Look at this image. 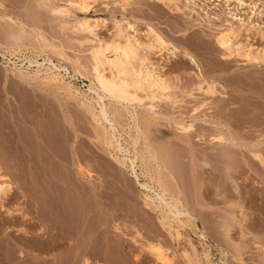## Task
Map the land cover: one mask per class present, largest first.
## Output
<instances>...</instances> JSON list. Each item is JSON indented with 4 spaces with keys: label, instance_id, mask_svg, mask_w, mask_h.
<instances>
[{
    "label": "rangeland",
    "instance_id": "374dc122",
    "mask_svg": "<svg viewBox=\"0 0 264 264\" xmlns=\"http://www.w3.org/2000/svg\"><path fill=\"white\" fill-rule=\"evenodd\" d=\"M68 1L69 0H61V2H60V0H20V1L19 0H0V15L6 14V16H0V43L3 45V52H5V54L7 55V58H4L3 56L0 55V151H1L0 152V171L2 174L7 175L10 178V180L13 182L12 183V185H13L12 189L7 192V194L5 195V197L2 200V203L5 204L4 205L5 208L0 207V240L3 241V242L0 241V247H1L0 249L3 252L2 253L3 256H0V257H1V259L4 260V261L1 260V264H3V263L4 264H26L27 262H28L27 264H41V263L42 264H51L52 262L49 260V258L50 257L53 258L54 256L57 257L58 255H62V256H58L59 259L54 258L55 262H56V259L58 260V263L56 262V264H67V262L70 260L68 256H71L70 258L72 259L71 261L68 262V264H84L85 263L84 260L89 259L90 257L91 258L89 259L90 260L89 264H113V263L117 264L118 261H120V264H160L159 261L156 259L155 255L150 253V251L146 247H144L142 238L149 239V240L154 239V241H158L161 244L163 243L162 244L163 248L167 251L168 255H170L171 264L172 263L173 264H191L192 263L191 259L187 258L186 254H185L186 249L191 250V248H189L188 243L185 241L186 238L192 242L194 247L197 249L196 251L198 252L199 256L201 257V259H203L204 262L206 261V258L204 257V253L209 252V249H211L210 250V257L214 263L223 264L222 262L224 260H228V261H226L227 264H237L235 257L232 256V254L229 250L227 242L224 241V239L222 238V235H224L223 233H225L224 225L230 223V226H231V222H233L231 228L233 227L232 229H234V230L230 231V233H231L230 235L232 236V239L234 240V242L236 241V243L242 242L241 245H243L245 247L244 248L242 246V249L240 251H242L244 249H245V251H242L244 253L241 252V255L239 257H241L246 264H252V263L253 264H263V260L259 258V257H261V255L258 253L259 252L258 243L253 242V239H252L253 234L251 233V232H255L256 229L251 226L253 223L252 216L254 215L255 210H254V208L251 207L250 200H249V189L252 186L249 183V182H251L250 181L251 179L247 178L248 176H250V175H248L249 169H248L247 165H244L243 170L244 169H247V170L246 171L242 170L248 176L246 174H242L240 177H232V179L227 177L226 171L224 169L225 168V164H224L225 160H224L223 154H220V155L216 154L214 156L215 157L214 160L209 159V162H212V163H205L203 161L205 163V165L204 166L202 165V168L205 169L204 171H206V174H204L206 176V178H205L206 183L204 184L206 189H207L206 193L208 194V193L212 192L211 193L212 195L211 194L210 195L213 197V199H209V200L207 199L206 201L212 200L211 201L212 207L217 211L214 214V219H215L216 225H215V227L212 226L213 229L211 231L209 230L210 235H211L210 236V242L213 244L212 247H209L206 243L201 241L194 232H191V230H187L186 229L187 227L182 226V225L179 227H182L180 229H181L184 237L182 238V240H183L181 243L182 246L181 245L178 246L177 242L174 241L167 233H165L166 231L161 227L160 222L158 219L155 218V215H149V216L147 215V217H145L146 213L142 212L141 205L139 204L140 203L139 200L142 199V197L140 196L142 193H141V190L138 186H135V188H136L135 194L137 196V197L136 196L135 197L137 198L136 200L139 199L137 201V202H139V203H137L138 204L137 206H139V209L137 206L135 207L136 208L135 209V208H133L134 206L131 207V205H130V207L133 209V211H131L132 209L128 206V204L130 202H128V199H126V197H124L123 194L119 191L120 189H117L116 191L110 190L109 192H107L108 193L107 197H105L103 200H104V204L107 206H110V204L111 205H113V204L117 205V206L115 205L114 208L110 206V208H111V210H113V212L109 211L110 213H107L106 211H103L100 208L101 204L98 201L92 199V200H90L91 202L88 201L89 204H91L90 205L91 207L89 206L91 209L89 208L90 212L88 213V220H87L88 225L86 226V228L83 226V223H82L83 222V216H84L83 215V209H82L83 206L81 207V204H80L82 202L81 201H79V203L76 202V197H73V196H75V191L73 190V188H70V186L66 182H64L65 180L63 179V177L65 175L67 177L69 175H71L70 173H73V175L71 176L72 178L75 177V174L72 170L73 168L69 167V166H71L70 163H71V159H72V157H71L72 152L75 153V156H77L78 158L80 157L79 155H81L80 158L83 159L84 162H86L89 158L92 157L90 160H88V162H90V164H92L91 165L92 168L94 166V163L96 164V166H94L93 170H95V168L98 169V167H100V164L105 162V160H102V158L103 159L108 158L109 155L106 152L101 151V147H99V146H101V143L96 138H94L95 133H94V130L92 131L94 123L90 119H88L89 121L87 120L86 116H88L89 113H86L87 111L84 109V107L80 103L83 99H85L87 97L88 98L93 97V94L89 90L90 77L87 75L83 76L82 74H79V73L75 74V77H71L70 75H68L67 77L65 76L64 81L65 82L71 81L70 84H71L72 90L66 89V88H60L59 86L56 85V83L54 81L53 82L49 81L50 82V84H49L48 81L43 79V77L45 76V73L49 71L47 68V66H49V63L46 62L47 61L46 59L48 57L51 58L55 63H59L63 66L68 67L69 71L71 70L70 74H74L75 68H78L81 71L83 70L82 72L89 74L88 70H89L90 64H91L90 58H89L90 57L89 47L98 46V44L100 45V44H103L107 41L109 42V41L113 40L115 38V36L117 35V32H118V30H117L118 27L116 25L118 23L120 24L121 27L124 26L123 27V29L125 31L124 36L130 34L132 36L134 35L137 39H139V41H142V42L152 41V38L149 37L148 34H146L147 28H148V27H146V26H148L146 24L149 22L148 24L153 26L154 29H156L159 33H161V35L165 39H167L169 42L177 45L178 50H177L175 57L166 49H163L162 52L158 51V53H155V54L153 52H149V49H141L140 52L142 53V55L146 52V54H148L150 56L151 60L159 65L158 68L162 67L159 69H161V70L164 69L165 72L167 71V73H166L167 75L169 74V76L172 77L173 75H171V74H173L172 72L175 71L174 75L178 74L181 77L183 76L182 77L183 82L188 81L187 82L189 84L188 86L186 85V87H181V84L179 86V83H181V80H178V82H176V80H174L173 78H172L173 81L171 80L172 86H173L172 92L174 90L179 91V92L177 91L176 93L173 92L174 95L177 97V99H180L182 97L183 93H182L181 89L183 88L185 98L189 100L186 102L187 105L193 104L194 103L193 101H195L196 103L205 102L204 107H206V111H204V112H206L207 114H209V113L214 114L215 113V115L217 113L219 115V113L217 111L218 106H216V105L219 104V101L221 102L222 100L224 102H227L226 101L227 99H225V98H227V96H228V106H231L232 108L235 109V112H237V113L234 112L235 114L234 113L232 114L233 117H237V118H232V120L234 123L233 125L235 126V124H236L235 128L237 127L236 129L237 130L239 129L241 131L240 135H237L238 136L237 140L239 141V143L244 142V143L250 144L251 141H253L254 139H256L258 137H260L261 139L264 140V131H263L264 130V126H263L264 120L262 122L263 124L259 123L258 127H257V125H253L252 118L254 119L255 118L254 116L251 117L249 115L251 117V119H249L248 123H250L251 126L248 123H246V125H245V122H242L244 120V118L242 119L243 116L249 117L248 116L249 113H247V112L245 113L244 108L246 106L250 107V108L251 107L255 108L256 115L258 114L257 115L258 117L256 116V118L254 119L255 123L257 120L259 122H261L262 120L260 121L259 119H261L262 117L264 118V115H262V110L264 111V108H263L264 107V104H263L264 103V98H263L264 97V88H263V90L261 88V90H262L261 96H258L253 91L251 92V96H248V95L243 96V98L247 100L246 101L247 103L245 102V100L242 99V96H236V97L234 96V98H233V96L231 95V94H234L232 90H233L235 84L238 83V82H236V78L233 77V75H231V74H227V75L223 76V77H227L225 80H222V83L226 87V89H225V91H226L225 96L226 97L225 98L223 96H222L223 98H220L221 97L220 95H219V98H218V96L210 97L209 96L210 94L205 92V88H206L205 84H203L204 85V86H202L203 88H199V78L195 74L196 69H195V71L193 69L196 67H193L194 65L191 66L192 64L189 62H187V64L188 63L189 64L187 66H185L186 59L182 56V53H183V50L185 48H188L190 50L193 48L191 51L194 50L195 53L194 52L193 53L198 58L199 64L202 67V70L204 71L205 76L209 77L210 75H214L215 73H217V71H219V69H221V67L226 64L225 60H223V58H222L224 51H223V49L218 47L219 45L217 43L215 44L216 41H215V37L213 35L204 36L206 34V32L208 34L211 31L215 32V30H211L210 28L202 26V25H196V26H193L192 28H190L189 30H187L186 34H183V30L179 31V28L181 30L183 27H181V26L178 27L176 22L174 21L175 22L174 23L173 20L177 19L176 21L183 22L185 20H188V18H186L187 15L171 11V9H169L165 4H163L161 2H156L153 0H132V2H131V0H130L129 1L130 3L129 4L126 3L127 5L125 4L124 8H123V6L120 4V2H118V0L117 1L116 0H88L89 4H90V8L87 11H83V9L78 10L79 8L76 7L77 5L74 7V10H73L74 12L72 10H69V8H68L69 14H68V10H67V13H65V14L62 13L64 16L62 14H61L62 15L61 16L59 13H55L52 11V8H54L55 6H59V5L66 6L65 4H67ZM73 1H78V0H73ZM180 1H182V0H180ZM196 1L200 2L202 4L204 0H196ZM182 2H184V1H182ZM215 2L218 3V1H215ZM62 3H65V4H62ZM4 4H6V5H4ZM190 5H191L190 8H192L193 6L195 7V11H193V15H195V16H197L198 12L199 13L201 12L204 15V12H206V10L209 12H212L216 8L218 9L220 6V4H219V6H216L215 8L209 10V8L214 7V4H212L211 6L208 5L209 7L207 6V9L204 10V12H203L202 7H200V5H198V4L194 5L192 2H190ZM200 10H202V11H200ZM7 15H9L10 17H8ZM184 16H185V19H184ZM190 16L191 15H189V17ZM76 19L77 20L89 19V21L91 20L92 22L90 21V23H92V25L95 23L93 26L94 28H92L93 30L92 29H90V30L77 29L78 31L81 30V31L77 32L76 27H74V26H76V22H75ZM254 19H255V22L259 23V25H261L264 29V14L261 15L260 17H258V15H255L253 17V20ZM70 20H71V23H67L68 21L70 22ZM118 20H120L121 23ZM121 20H123V21H121ZM128 20L131 23H134V27L136 29L133 27L131 29V28H128L126 26L127 23H125V22ZM180 20H182V21H180ZM135 22H136V24H135ZM72 23L74 26H71ZM6 24H7V26H6ZM60 26L62 28L64 27V29H62ZM66 26H67V29H65ZM176 26H177V28H175V30L178 29V31L173 30L174 27H176ZM72 27L76 31L73 30ZM169 27H172L173 29L169 28ZM5 28H7V29H5ZM115 28H116V31H115ZM125 29H127L128 31ZM134 29H135V31L136 30L137 31L135 32ZM138 30H140V31H138ZM204 30H205V33H202V31H204ZM23 31H24V33H23ZM74 31L77 33H75ZM85 31H87V32H85ZM88 31H90L89 32L90 34L88 33ZM91 31H92V33H93V31H95L94 34L95 33L96 34L92 35ZM72 32H74V33H72ZM255 32H256L255 29L251 30L249 37H246V35L244 33H241V36H239L237 38V40L239 42L241 41V43H243V44H246V45L248 44L249 45L248 48L251 49V52L253 50V52H252L253 55L257 54V53L258 54H261V53L264 54V38L260 37L258 35V33H255ZM15 33H17V34H15ZM18 33H20V34H18ZM197 33L203 35L204 42H205L204 45L199 46V45H197L198 43L193 41V37L195 35H199ZM190 34L193 36H191ZM70 35H71V38H73V39L67 38ZM124 36L123 37L117 36V38H119V40H123ZM187 37H188V40H186ZM81 38H82V40H85V41L84 42L81 41ZM68 39H71V40L69 41ZM86 39L87 40L93 39L92 40L93 42H91V40H90L86 43ZM182 40H184L185 42ZM206 40H208V41H206ZM77 41H79V43L81 45ZM46 42H47V44L49 43L48 45L51 44L53 47H51V45L50 46L46 45ZM37 43H39V44L37 45ZM60 43L62 45H60ZM190 43H191V45H190ZM211 43H212V46L210 47ZM56 44H57V46H55ZM64 44H65L66 48H65ZM69 45L72 47H70ZM13 46H14V48H13ZM62 46H64V47L62 48ZM196 47H198L199 49H197ZM213 48L217 52L214 51ZM54 52H56V53H54ZM166 52H167V54H166ZM196 52H198V55ZM62 54L65 56V58ZM205 55H208V56H205ZM75 56H76V58H74ZM84 56H85V58H84ZM212 56H214V57L212 58ZM77 57H78V59H77ZM218 57H221V58H218ZM233 57L235 58L236 61L234 59L232 60L234 62V63L231 62L232 66L236 64L234 67H236L237 69L241 68L240 71L246 70L247 72H250V74L259 75L260 79H257L258 76H256L257 78H255V81H257V82L259 81V83H256V84H254L255 82L252 83L254 81V79H253V80H249L247 82V86L249 84H252V85L254 84L253 86H256L258 84H261V86L264 85V79H263L264 78V74H263L264 73L263 72L264 71V65H263L264 62L261 63L258 60H255L256 62L254 60L252 62L251 61L248 62V61L244 60L245 59L244 57L242 58V56H238V55H232L231 58H233ZM80 58H83V60H81ZM86 58L87 59L89 58L88 59L89 61ZM85 59H86L88 65H87L86 61H84ZM159 59H161V61L163 59V62H165V63L163 64V62H161V61H160L161 63H159V61H158ZM177 59L180 61V63L178 62ZM221 59L223 62L222 64H221ZM174 60H175V62H174ZM83 61H84V63H83ZM257 61H258V63H257ZM41 62H46V63H44L41 66H38V63H41ZM80 62H82V63H80ZM176 62L179 64H176ZM213 62H215V63H213ZM85 63L87 66L85 65ZM170 63H171V68L169 67ZM183 63H185L184 66H183ZM211 63H213L214 65L212 64L213 65L212 66ZM74 64H76V66ZM176 65H178V66L176 67ZM209 65H211V67ZM215 65L217 67L219 66L218 67L219 69ZM15 66H16V68H14ZM173 66H175V67L173 68ZM262 66H263V69H261ZM165 67H167V68L165 69ZM186 67H187V69H186ZM204 67H205V69H204ZM213 67L216 69L211 70V69H213ZM6 68L11 69V71L13 68V70H15V72H8L7 73ZM176 68H177V70H176ZM207 68H209L211 71L208 70ZM257 68H259V69H257ZM38 69L40 71H37ZM20 70L29 71L30 75H32V78L23 77L22 75H20V72H19ZM164 70H162V71L164 72ZM187 70L189 71V73H187ZM260 71L263 73H260ZM36 72H38V73H36ZM62 72L64 73V71H62ZM170 72H171V74H170ZM185 74H187V75H185ZM260 75L263 77H260ZM229 77H230V79H229ZM190 78H192V79H190ZM229 80L231 81V83L233 81L235 83L233 82V84H229L230 83ZM189 81H190V83H189ZM174 82H176V84H173ZM252 85L249 87L253 88V89L258 88V86L253 87ZM260 87L258 89H260ZM201 92L203 94H201ZM229 92H231V93H229ZM247 94H250V92H248ZM196 95H197V98H196ZM74 96H76V97H74ZM246 97H248V98H246ZM249 97H251L252 99L250 100ZM67 98L68 99L70 98V99L68 100ZM231 98H233V101ZM239 98H240V100H239ZM210 99H211V102L213 101V99H214V101L211 103ZM257 99H259V100H257ZM260 99H261V101H260ZM106 101L111 103V105L116 104L115 102H111L108 100H106ZM234 101H235V103H234ZM255 101L260 103L259 104L260 106L257 105L258 103H256ZM178 102H179V104L180 103L185 104V102H180V101H178ZM178 102H177V104H178ZM240 102H241V106L238 107V105H240ZM249 102H252V103L249 104ZM254 102H255L256 106H255V104L251 105ZM29 103L30 104L33 103V105L30 106ZM35 103H37V104H35ZM27 105L29 107L28 109H27ZM34 105H35V107H37L36 109H34L35 108ZM207 106H209V107H207ZM257 106H259V107H257ZM30 107H33V108L30 109ZM241 107H242V109H244V111L240 110ZM23 108H24V110H23ZM170 108H169V110H172L173 107L170 105ZM214 108H215L216 112L213 111ZM238 109H239V111H236ZM26 110H27V112H26ZM31 111H33V112H31ZM34 111H36L37 113H35ZM138 111L141 113L144 112L143 108H141V107L138 108ZM28 113H30V114H28ZM81 113H83L84 116ZM175 113L179 114L178 111H175ZM260 113H261V115H260ZM236 114L239 115V117H241V119L238 118V116ZM263 114H264V112H263ZM33 115H35V116H33ZM65 116H69V118H67ZM74 116H76V118ZM78 116H80V120H82V118L83 119L85 118L84 121L82 120V121H80V123H78L79 122V120L77 118ZM260 116H261V118H260ZM239 119L242 123L239 121ZM86 121L88 122V124ZM250 121H252V122H250ZM90 122H91V124L93 123V126L91 124H89ZM41 123H42V125H41ZM80 124L82 126H79ZM85 124H87V125H85ZM238 124H240L243 127H241V126L239 127ZM172 125L170 124V127L174 126V125L173 126ZM78 126L81 128H78ZM89 126H90V129L88 128ZM46 127H47V129H46ZM61 127H62V130H61ZM123 127L126 128V127H128V125L123 124ZM124 128L120 127V132L122 133L121 138L123 140L122 142H126L125 139L130 140L129 135L126 132V130H124ZM248 128H249V130H248ZM254 128H255V130L253 131ZM135 129L136 128L134 127L133 129H127V130L130 131V133H135L137 131ZM39 130H40V132H39ZM83 130L88 131V132L92 131L94 133V135H92V132H90V134H89L90 136H89L88 132H84ZM245 131H248L250 134L251 133L252 134L250 135L249 133H246ZM253 134H254V136H253ZM24 135H25V137H24ZM87 135H88V137H87ZM248 135H250V136H248ZM244 137H246V138H244ZM248 137H251V138L249 139ZM82 138H83V140H82ZM92 141L93 142L96 141L97 145L94 146L96 143H93ZM50 142H52V143H50ZM86 143L88 146L86 145ZM141 144H142V141H141ZM141 144H139L138 147H140ZM72 145H73V148H72ZM91 145H92V148H90ZM97 146H98V148H100L99 150L96 149ZM129 146L131 147V144H129ZM216 146H218L217 147L218 152L219 151L221 152L223 150L222 145H216ZM70 147H71V149H69ZM87 147H88V149H87ZM75 148H76V150H74ZM94 148L96 150H94ZM243 148L245 151H247L245 149V146ZM234 149H236V147H234ZM20 150L22 152L23 151L24 152L22 153ZM131 150H133V149H131ZM94 151H96V152H94ZM92 152H93V154H92ZM99 153L101 154V156ZM95 154H99V155H95ZM102 154L107 155V157H104ZM237 154H239V153L236 152L232 156L233 158L231 157V160H233L232 164H234V158H235L234 156H236ZM131 155L134 157L133 151H131ZM141 155L142 154L138 153L137 161H138L139 166H142V163H141V157L142 156ZM98 156H99V158H98ZM63 157L66 158V161L64 160ZM48 158H49V160H48ZM100 158H101L102 162L100 160H98ZM217 158H218V160H217ZM40 159H42V160H40ZM52 159L54 161L50 162ZM92 159H93V161H92ZM222 159H223V162L221 161ZM175 161H176V159H175ZM235 162H236V160H235ZM66 163H68V164H66ZM57 164H59V167H57L58 166ZM212 164H214V165H212ZM25 165H27V166H25ZM66 165H67L68 169L66 168ZM103 165H105V163H103ZM219 166H221V167H219ZM102 168L104 169V166H102ZM209 168L212 169V172ZM54 169L57 171L54 172L55 171ZM103 169H101V167H100L99 171L100 170L104 171ZM185 170H187V171H184V172L181 171L182 173H180V175L184 174L182 181L185 185L184 187H188V194L192 198V196L194 195L193 187H191L192 184H190V183H189V185L186 184V183H188L186 178L188 179V176H190L191 170L189 168H186ZM207 170H210V174ZM62 171H65V172H62ZM97 171L98 170L94 171L95 172L94 174H95V177L98 179V178H101L102 171H100V172L99 171L97 172ZM139 172H141L140 168H139ZM187 172H189V174H186ZM62 173L64 176H62ZM26 174H27V176H26ZM124 174L129 175L128 172H126ZM208 174L211 175L210 178H209ZM212 174H213V176H212ZM141 177H142L141 180L143 179L142 181H144V177L142 175H141ZM184 177H185V180H184ZM245 177H246V179H245ZM226 178H227V180H226ZM240 178H243V179H240ZM257 178H259V177H257ZM57 179H59V180L61 179V180L59 181ZM67 179H70V176ZM246 180L247 181L249 180V181L247 182ZM44 181L45 182L48 181V184L45 183ZM50 182H52V184ZM54 182H55V184H54ZM211 182H212V184H211ZM247 183L249 185H247ZM46 185L49 186L50 188H47ZM236 185L240 187L241 191H239L238 189L235 188ZM215 186H217L218 188H214ZM43 187L45 189H43ZM49 189H52V190H49ZM67 189H68V191H67ZM189 189H190V191H189ZM42 190H43V192H44V190H46L45 194L42 192ZM49 191H51V192L54 191V192H52V194H51ZM72 191H74V192H72ZM39 192H40V194H39ZM110 192L112 193V195L115 194L114 197L110 194ZM122 192H123V190H122ZM136 192L140 193L139 196ZM46 193L49 195V198H47L48 195ZM54 193L56 195H54ZM40 195H43V196H40ZM108 195L110 198L108 197ZM119 195H120V197H119ZM118 197L122 198V199H118ZM42 198L44 200H41ZM115 198L118 199V201L120 203H118V201H116ZM37 199H39V200H37ZM49 199L52 202L54 201V203H52ZM108 199H110V200L113 199V201L111 200L112 202H114V200H115V203H112ZM45 200H46V202H45ZM120 200H122L124 202V204L121 203L122 201H120ZM47 201L51 202V205H49V206L52 207V210H51V208H49V206H47L48 204H50ZM219 201H220V203H219ZM41 202H42V205L43 204L45 205V206L43 205L44 207H42V205H40ZM105 202L109 203V204H106ZM230 202H232V205ZM258 202L260 203L261 200L259 199ZM59 203H62V205ZM125 203L127 205L126 207L131 209V210L126 209V207L123 206V205H125ZM218 203H219V205H218ZM53 204L56 207H54ZM122 206H123V209L121 208ZM124 207H125V210H124ZM45 208H47L49 210H46ZM54 208H55V210H54ZM62 208H63V210L64 209L65 210L61 211ZM77 208L79 211L77 210ZM116 208H120L121 211H123V212H121L120 209H119V211H118V209L116 210ZM12 209H14V210H12ZM228 209H229V211L234 210V212H235V214L233 216H231L230 218H229V215L227 213ZM57 210H59V211H57ZM116 211H118L119 214ZM124 211H126V212L129 211V212L126 213ZM250 211L253 213H251ZM132 212L134 213V215L130 214ZM136 212L137 213L141 212V214L136 215L137 214ZM46 213L47 214L50 213L51 215L53 214L54 217L56 216L57 218L55 217L56 219H53L54 218L53 215L50 218V216L47 215ZM79 213L81 215H79ZM93 213H95V214H93ZM142 213H144L143 214V215H145L144 217H143ZM250 213L252 214V216ZM75 214H76V218H75L74 224L75 223H77V224H75L76 226L74 228L71 227L72 229H68L67 227H69L70 223H72V225L74 226L71 219H72V216H74ZM221 214H223V216ZM135 215L138 218L135 217ZM219 215H220V217L222 216L221 219H220ZM246 215H248V216H246ZM261 215H263V214L258 213L259 217H261ZM45 216H46V218L49 217V219L48 218L46 219V220H48L46 222H44ZM109 216H111V217H109ZM58 218H61V220H60L61 222L56 223V222H58L57 221ZM115 218H116V220H115ZM261 218H264V215ZM52 219H53V223H51L52 221L50 222V220H52ZM113 219H114V222L111 221ZM203 219L206 223L207 222L209 223V221H207V219L205 217ZM108 220H110L109 221L110 223H108ZM153 220H154L156 225L154 223L152 224ZM220 220H222V222ZM49 222L52 225L55 224L53 228H51L52 226L49 227V225H51V224L47 225ZM80 222L82 225H80ZM41 223H43L44 225ZM96 223H97V225H96ZM115 223L116 224L118 223L120 225H118V224L116 225ZM62 224L64 225V227H61V226H63ZM131 224H133V225H131ZM209 224H211V223H209ZM45 225H47L48 227H46ZM56 225L58 227L60 226V230H58L59 228H56L57 227ZM154 225L156 226V228L154 227L152 229V226H154ZM235 225H236V229L239 228L240 230L239 229L236 230ZM65 226H67V227L65 228ZM114 226H119L122 229H116ZM218 226H220L219 227L220 231H218V233L220 232L219 233L220 235L217 233V229H214ZM79 227H82V228H79ZM158 227L161 230H159ZM63 228H65L66 230ZM77 228H78V230H77ZM84 228L86 230H84ZM24 229L27 232L24 231ZM51 229H53V230L55 229V230L53 231ZM74 229H75L76 233L73 232ZM223 229H224V231H222ZM68 230H70L71 234ZM117 230L119 231V233L117 232ZM137 230H139V231H137ZM156 230H159L158 232L160 234H158L156 232ZM83 232L85 233L84 237H83ZM114 232H116L118 236H116V234ZM136 232H137V234H136ZM213 232H216V233H213ZM258 232L260 233V235L264 234V227L262 228V230L261 229L258 230ZM52 233H53V235H52ZM55 233L57 235V237H55L56 238V244H53V246L51 247L52 244L50 241L51 240L50 237L56 236V235H54ZM61 234L62 235L64 234V235L62 236ZM67 234H68V236H67ZM112 234L113 235L115 234L116 237L112 236ZM214 234L216 237H214ZM65 235L67 237H65ZM141 235H143V236H141ZM44 236H45V239H43ZM86 236H87V238H86ZM119 236H120V238H118ZM237 237H240V238H237ZM9 238H11V240ZM63 238L65 239L64 240L65 242L63 241ZM116 238L119 239V241ZM121 238H122V240H121ZM13 239H14V241H13ZM57 239L60 242H58ZM134 239H137V240H134ZM217 239H219V242L222 241L220 243L221 245L219 244ZM33 240L35 241V243ZM67 241L70 243H67ZM109 241H112L113 243H110ZM87 242H89V243H87ZM95 242H97V244L100 248H97L98 246ZM39 243H41V244H39ZM62 243L63 244L65 243V244L63 245ZM60 244H62V245H60ZM94 245H95V247H94ZM89 246H91V248ZM220 246H223L225 250H229L230 254H229V256L225 257L226 259L223 258V255L221 254V251L219 250ZM45 247H47V248H45ZM225 247H227V249ZM53 248L55 250L56 249L57 250L55 251ZM118 248L122 252L118 251L119 250ZM44 249L46 251L51 250L53 256L50 255L51 251H47V255H45L46 251ZM85 249H86V251H84ZM78 250H81V251H78ZM93 250H94V253H93ZM7 251L8 252L10 251L9 255H12L13 259H10V260L5 259ZM11 252H13V253H11ZM34 252H36V253H34ZM42 252H45V253L43 254ZM81 252L85 253L86 255L81 253ZM119 252H120V254H119ZM123 252H124V254H123ZM70 253H71V255H70ZM191 253H193V252H191ZM34 254H35V256H34ZM39 254H41V255H39ZM66 254H68V256ZM81 254H83V255H81ZM94 255H97L96 256L97 258L94 257ZM98 256L99 257L101 256V258H99ZM220 256H221V258H220ZM246 256H249L250 258L246 257ZM65 257L67 258L68 261L66 260ZM244 257H246V258H244ZM82 258H83V260H82ZM62 259L66 260L67 262L63 261ZM28 260H30V261H28ZM49 261H50V263H49ZM61 261H62V263H61ZM74 261H78V262L75 263ZM130 262H133V263H130ZM192 264H194V263H192Z\"/></svg>",
    "mask_w": 264,
    "mask_h": 264
},
{
    "label": "bare ground",
    "instance_id": "6f19581e",
    "mask_svg": "<svg viewBox=\"0 0 264 264\" xmlns=\"http://www.w3.org/2000/svg\"><path fill=\"white\" fill-rule=\"evenodd\" d=\"M20 1V0H19ZM117 1V0H116ZM130 0H118V2H120V4L123 6L126 3H130ZM156 2H161L163 4H165L169 9H171V11H174L176 13H181V14H186L188 18V20H185L183 22H178L176 21L177 19H172L173 22L175 21L176 24L181 27H183L181 30L179 28V31L183 30V34H186V31L189 30L190 28H192L193 26L196 25H202L205 27L210 28L211 30H215L211 31L204 36L207 35H213L215 37V44L217 43L221 49H223V55L222 58L223 60H225L226 64L224 66L221 67V69H219L216 65V67L219 69V71H217V73H215L214 75H210L205 76L204 71L202 70V67L199 64L198 58L196 57V55L194 54V50L191 51L188 48H185L183 50L182 56L186 59V64L183 63V66L185 64V66H187L189 63H191L193 67L195 74L197 75V77L199 78V88H203L202 86H204L203 84H205V92L210 94L209 96H221L220 98H225V85L222 83V80H225L227 77H223L224 75L227 74H231L233 75V77L236 78V83L234 88H233V93L231 94L234 98V96H242V99L245 100V102L247 101L246 99L243 98V96L248 95L251 96V92H255L258 96H261L262 94V90H263V86H261V84H258L256 86H258V88L260 87V89H253L250 88L249 86H251L252 84H249L247 86V82L249 80H253L254 81L252 83L256 84L259 83V81H255V78H257L256 76H258L257 79L259 78V75H255V74H250V72L245 71H240V69H237L236 67H234L235 65H231V62L234 63L232 60L235 58H231L232 55H238V56H242V58L244 57L246 61H255L258 60L259 62H264V54H252L251 49L248 48V44H243L241 43V41L239 42L237 40V38L239 36H241V33H244L246 35V37H249V34L251 33V30L255 29V33H258V35L260 37L264 38V29L261 25H259V23L255 22V19L253 20V17L255 15H258V17H260L261 15L264 14V0H204L203 3L201 4L200 2H197L196 0H153ZM215 1H218L215 2ZM39 2V1H38ZM61 2V0H60ZM132 2V0H131ZM182 2V3H181ZM190 2H192L194 5H200V7H202V10L204 12V10L207 9V6H211L212 4H214V7L209 8L213 9L216 6H219V8L215 9L212 12H209L206 10V12H204V15L200 12L197 13V16L193 15V11H195V7L193 6L192 8L190 5ZM221 2V3H220ZM234 2V3H233ZM41 3V2H40ZM189 3V4H188ZM65 4V3H62ZM232 4V5H231ZM6 5V4H4ZM66 6L63 5H59V6H55L54 8H52V11L55 13H59L60 15L62 13H67V10L69 8V10H74V7L76 6L77 8L83 9V11H87L90 8V4L88 0H78V1H73V0H69L67 2V4H65ZM127 5V4H126ZM208 6V7H209ZM51 9V8H50ZM69 10H68V14H69ZM77 10V9H76ZM200 10V11H202ZM51 11V12H52ZM74 12V11H73ZM54 13V14H55ZM87 13V12H86ZM3 14V13H2ZM58 14V15H59ZM63 15V14H62ZM61 15V16H62ZM185 15V16H186ZM189 15H191L189 17ZM0 16H6V14L0 15ZM8 17H10L9 15H7ZM64 16V15H63ZM182 16V15H181ZM184 16V19H185ZM178 18V17H177ZM6 19V18H5ZM11 19V18H10ZM15 19V18H14ZM17 19V18H16ZM78 19V18H77ZM76 19V26L72 25L76 27L77 29H81V30H90L92 28H94V24L92 25V23H90L89 19H81V20H77ZM80 19V18H79ZM171 20V21H172ZM179 20V19H178ZM74 21V20H73ZM78 21V22H77ZM95 21V20H94ZM120 22V20H118ZM123 21V20H121ZM132 21V20H131ZM182 21V20H180ZM8 22V21H7ZM20 22V21H19ZM92 22V21H91ZM96 22V21H95ZM117 22V21H116ZM134 22V21H133ZM174 22V23H175ZM67 23H71L68 21ZM66 23V24H67ZM121 23V22H120ZM125 23L126 26L128 28H135L134 27V23H131L129 20L126 21ZM149 23V22H148ZM146 24L148 26L147 28V33L149 37L152 38V41L149 42H142L139 41V39H137L134 35H125L124 36V29L123 27L120 26V24H116L118 27V32L117 35L115 36V38L111 41H107L103 44H98V46H92L89 47L90 49V68L88 70L89 74H86L84 72H82L80 69L75 68V72L74 74H70L71 70L69 71V68L66 66H63L59 63H55L51 58H45L49 63V66H47L48 68V72L45 73V76L43 77V79H45L46 81H54L56 83L57 86H59L60 88H66V89H71V81H64L65 76L67 77L68 75H70L71 77H75V74L79 73L82 74L83 76H89L90 77V83H89V90L90 92L93 94V97L91 98H85L83 99L80 103L82 104V106L84 107V109L87 111L86 113H89L88 116H86L87 120L90 119L93 123L91 124V122L89 124H91L93 126L92 131L94 130L95 133V137L100 143H101V151L106 152L109 157L108 158H102V160H105V165L100 164L101 169L102 166H104V171H102L101 174V178H96L95 177V172L96 170L99 171V168L95 170H93L94 166H96V164L94 163L93 168L91 167L92 164H90V162H88V160H90L91 158H89L86 162L83 161V159H81V155H79L80 157L78 158L77 156H75V153L72 152V159H71V166L73 169V172L75 174V177H71L73 175V173H70V179H67L68 177L64 176L62 173L63 179L65 180L64 182H66L70 188H73V190L75 191V196L76 197V202L79 203V201H81V207L83 206V226L86 228V226L88 225L87 220H88V213L90 212V205L88 201L94 199L96 201H98L101 205L100 208L103 211H106L107 213H110L109 211H112L110 206L114 208V206L116 205H111L107 206L104 204V198L107 197V192L111 191H116L117 189H120L119 191L123 194L124 197H126V199H128V202H130L128 204V206L131 207L134 206L133 208H135L139 203L141 205V210L142 212L146 213V216L143 215L144 213H142L143 217H147V215H155V218L159 220L161 227L166 231L165 233H167L174 241L177 242V245L180 246L182 243V238L183 233L181 231L179 226H185L187 227V230H191V232H194L197 237L203 241L204 243H206L209 247H212L213 244L210 242V231L213 229L212 226L215 227L216 222L214 219V214L217 212L211 204V201H206L207 199H213V197L211 196V193H206V187H205V178L206 176L204 174H206V171H204L205 169L202 168V165L204 166L205 163H212L209 162V159H213L214 160V156L216 154H223L224 155V164H225V171L227 174V177L231 178L232 177H240L242 174H246L243 171H246L247 169H244V165H247L248 167V171L250 176H248L247 174V178L251 179L249 182L252 186L249 189V200H250V205L252 208H254V215L252 216L251 212V216H252V227L255 228V232H251L253 234L252 239L253 242L258 243V247H259V254L261 255V257H259L260 259L263 260V264H264V234L260 235V233L258 232V230H262V228L264 227V218H261L264 215V140L261 139L260 137L254 139L253 141L249 143H242L237 140L238 136L240 135L241 131L235 128V126L233 125V120L232 118H237V117H233V113L235 112V109L232 108L231 106H228V96L226 101L227 102H223L219 101V104H217L216 106H218V113L219 115L216 113L212 114L209 113L207 114L206 112V107L205 106V102H201V103H196L195 101H193V104L187 105V101H189L188 99L185 98L184 95V90L183 88L182 90V97L180 99H177V97L174 95L173 92H177V91H173L172 92V78L174 80H176V82H178V80H181V83H179V86L181 84V87H186V85L188 86L189 84L185 81L183 82L182 77L180 75H174L175 71L172 72L173 75L172 77L169 76V74L167 75V71L164 72L159 69L162 67L158 68V64H156L155 62H153L150 58V56L148 54H146V52L142 55V53L140 52L141 49H149V52H153L158 53V51H161L163 49L168 50L174 57L176 56L177 50H178V46L169 42L167 39H165L161 33H159L156 29H154L153 26ZM3 24V23H2ZM64 24V23H63ZM62 24V25H63ZM65 24V25H66ZM75 24V23H74ZM98 24V23H97ZM136 24V22H135ZM69 25V24H68ZM119 25V26H118ZM123 25V24H122ZM153 25V24H152ZM7 26V24H6ZM25 26V25H24ZM3 27V26H2ZM5 27V26H4ZM11 27V26H10ZM61 27V26H60ZM96 27V26H95ZM62 28V27H61ZM69 28V27H68ZM172 28V27H169ZM176 27H174V31H178L175 30ZM7 29V28H5ZM17 29V28H16ZM64 29V27L62 28ZM67 29V26L66 28ZM73 29V27H72ZM130 29V30H131ZM136 29V28H135ZM134 29V31H135ZM204 29V28H203ZM75 30V29H73ZM75 30V31H76ZM79 30V31H81ZM93 30V29H92ZM127 30V29H125ZM172 30V31H173ZM4 31V30H3ZM7 31V30H6ZM74 31V32H75ZM77 30V32H79ZM116 31V28H115ZM128 31V30H127ZM137 31V30H136ZM135 31V32H136ZM140 31V30H138ZM5 32V31H4ZM72 32V33H74ZM75 32V33H77ZM87 32V31H85ZM90 31H88L89 33ZM95 31H91L92 35L94 34ZM146 32V31H145ZM21 33V32H20ZM18 33V34H20ZM24 33V31H23ZM115 33V32H114ZM130 33V32H129ZM134 33V32H133ZM181 33V32H180ZM201 33V32H200ZM202 33H205V30L202 31ZM17 34V33H15ZM79 34V33H78ZM90 34V33H89ZM96 34V33H95ZM94 34V35H95ZM199 34V33H197ZM26 35V34H25ZM191 35V34H190ZM195 35L193 37V41H195L196 43H198L197 45L201 46L204 45V38L203 35ZM36 36V35H35ZM76 36V35H75ZM117 36L123 37V40H119V38H117ZM193 36V35H191ZM28 37V36H27ZM37 37V36H36ZM63 37V36H62ZM144 37V36H143ZM17 38V37H16ZM22 38V37H21ZM30 38V37H29ZM67 38H71V35ZM83 38V37H82ZM81 41H85L82 40ZM213 38V37H212ZM73 39V38H71ZM71 39H68L69 41ZM84 39V38H83ZM100 39V38H99ZM111 39V38H110ZM150 39V38H149ZM26 40V39H25ZM31 40V39H30ZM66 40V39H65ZM80 40V39H79ZM91 39H86V43L88 41H90ZM93 40V39H92ZM91 40V42H93ZM95 40V39H94ZM144 40V39H143ZM188 40V37L187 39ZM99 41V40H98ZM184 41V40H182ZM208 41V40H206ZM19 42V41H18ZM22 42V41H21ZM79 43V41H77ZM90 42V43H91ZM101 42V41H100ZM181 42V41H180ZM185 42V41H184ZM191 42V41H190ZM203 42V43H202ZM69 43V42H68ZM183 43V42H182ZM194 43V42H193ZM195 43V44H196ZM17 44V43H16ZM15 44V45H16ZM39 43H37L38 45ZM44 44V43H43ZM49 44V43H48ZM46 42V45H48ZM73 44V43H72ZM80 44V43H79ZM93 44V43H92ZM184 44V43H183ZM24 45V44H23ZM51 45V44H50ZM48 45V46H50ZM60 45H62L60 43ZM68 45V44H67ZM74 45V44H73ZM81 45V44H80ZM186 45V44H185ZM188 45V44H187ZM191 45V43H190ZM207 45V44H206ZM22 46V45H21ZM57 46V44L55 45ZM65 46V44H64ZM62 46V48L64 47ZM70 46V45H69ZM78 46V45H77ZM193 46V45H192ZM191 46V47H192ZM195 46V45H194ZM198 46V47H199ZM212 46V43L210 45V47ZM51 47H53L51 45ZM72 47V46H70ZM74 47V46H73ZM198 47H196L197 49H199ZM215 47V46H214ZM6 48V47H5ZM14 48V46H13ZM43 48V47H42ZM66 48V46H65ZM203 48V47H202ZM248 48V49H247ZM45 49V48H44ZM88 49V50H89ZM214 49V48H213ZM212 49V50H213ZM83 50V49H82ZM86 50V49H85ZM211 50V49H210ZM218 50V49H217ZM197 51V50H196ZM199 51V50H198ZM206 51V50H205ZM214 51H216L214 49ZM11 52V51H10ZM16 52V51H15ZM44 52V51H43ZM52 52V51H51ZM66 52V51H65ZM181 52V51H180ZM179 52V53H180ZM194 52V53H193ZM202 52V51H201ZM217 52V51H216ZM222 52V51H221ZM257 52V51H256ZM47 53V52H46ZM56 53V52H54ZM58 53V52H57ZM198 55V52H196ZM205 53V52H204ZM203 53V54H204ZM207 53V52H206ZM210 53V52H209ZM255 53V52H254ZM45 54V53H44ZM64 54V53H63ZM62 54V55H63ZM162 54V53H161ZM167 54V52H166ZM169 54V53H168ZM211 54V53H210ZM0 55L3 56L4 58H7V55L5 54V52H3V45L0 43ZM11 55V54H10ZM57 55V54H56ZM180 55V54H179ZM209 55V54H208ZM205 55V56H208ZM216 55V54H215ZM219 55V54H218ZM64 56V55H63ZM153 56V55H152ZM170 56V55H169ZM211 56V55H210ZM217 56V55H216ZM79 57V56H78ZM77 57V59H78ZM214 56H212L213 58ZM65 58V56H64ZM69 58V57H68ZM73 58V57H72ZM76 58V56L74 57ZM85 58V56H84ZM88 58V59H89ZM207 58V57H206ZM217 58V57H216ZM221 58V57H218ZM81 60H83V58H80ZM87 59V58H86ZM86 59L84 61H86ZM87 59V60H88ZM167 59V58H166ZM169 59V58H168ZM182 59V58H181ZM70 60V59H69ZM74 60V59H73ZM165 60V59H164ZM178 60V59H177ZM176 60V61H177ZM210 60V59H209ZM13 61V60H12ZM45 61V60H44ZM83 61V63H84ZM89 61V60H88ZM159 63L163 62V59L161 61V59L158 60ZM161 61V62H160ZM211 61V60H210ZM219 61V60H218ZM217 61V62H218ZM236 61V60H235ZM257 61V63H258ZM46 62H41L38 63V66L43 65ZM77 62V61H76ZM171 62V61H170ZM175 62V60H174ZM178 62L180 63V61L178 60ZM184 62V61H183ZM187 62H189L187 64ZM204 62V61H203ZM256 62V61H255ZM62 63V62H61ZM82 63V62H80ZM87 63V61H86ZM85 63V65H86ZM165 62H163L164 64ZM168 63V62H167ZM176 62V64H179ZM215 63V62H213ZM211 63V65L213 64ZM222 59H221V64H222ZM79 64V63H78ZM204 64V63H203ZM76 66V64H74ZM73 65V66H74ZM88 65V63H87ZM86 65V66H87ZM170 68H171V63L169 64ZM173 65V64H172ZM205 65V64H204ZM211 65H209L211 67ZM214 65V64H213ZM212 65V66H213ZM251 65V64H250ZM262 65V64H261ZM264 65V63H263ZM168 66V65H167ZM178 65H176L177 67ZM232 66V67H231ZM260 66V65H259ZM175 66H173L174 68ZM16 68V66L14 67ZM74 68V67H73ZM167 67H165L166 69ZM172 68V69H173ZM190 68V67H189ZM245 68V67H244ZM260 68V67H259ZM257 68V69H259ZM187 69V67H186ZM205 69V67H204ZM208 70H210L209 68H207ZM216 68L213 67V69L211 70H215ZM255 69V68H254ZM263 69V66L262 68ZM170 70V69H169ZM177 70V68H176ZM210 70V71H211ZM253 70V69H252ZM37 71H40L39 69ZM64 71V73L62 72ZM171 71V70H170ZM193 71V70H192ZM6 72H15V70L12 71L9 68H6ZM20 75H22L23 77H28V78H32V75H30L29 71L26 70H20ZM44 72V71H43ZM254 72V71H253ZM264 72V71H263ZM260 71V73H263ZM38 73V72H36ZM187 73H189V71L187 70ZM193 73V72H192ZM259 73V72H258ZM180 74V73H179ZM209 74V73H208ZM264 74V73H263ZM187 75V74H185ZM69 76V77H70ZM78 76V75H77ZM185 77V76H184ZM188 77V76H187ZM194 77V76H193ZM260 77H263L260 75ZM195 78V77H194ZM23 79V78H22ZM35 79V78H34ZM84 79V78H83ZM189 79V78H188ZM192 79V78H190ZM230 79V77H229ZM264 79V78H263ZM62 80V81H61ZM72 80V79H71ZM262 80V79H261ZM61 81V82H60ZM173 81V80H172ZM191 81V80H190ZM189 81V83H190ZM230 81V80H229ZM176 82H174L173 84H176ZM196 82V81H195ZM234 82V81H233ZM233 82L229 84H233ZM235 83V82H234ZM50 84V82H49ZM253 84V85H254ZM52 85V84H51ZM252 85V86H253ZM232 86V85H231ZM253 86V87H256ZM25 87V86H24ZM175 88V87H174ZM189 88V87H188ZM262 88V90H261ZM21 89V88H20ZM74 89V88H73ZM180 89V88H179ZM88 90V91H89ZM188 90V89H187ZM74 91V90H73ZM80 91V90H79ZM197 91V90H196ZM61 92V91H60ZM71 92V91H70ZM81 92V91H80ZM179 92V91H178ZM228 92V91H227ZM248 92H250V94H247ZM16 93V92H15ZM193 93V92H192ZM231 93V92H229ZM245 93V94H244ZM90 94V93H89ZM190 94V93H189ZM197 94V93H196ZM200 94V93H199ZM201 94H203L201 92ZM223 94V95H222ZM178 95V94H177ZM229 95V94H228ZM230 95V96H231ZM16 96V95H15ZM92 96V95H91ZM223 96V97H222ZM231 96V97H232ZM253 96V95H252ZM76 97V96H74ZM86 97V96H85ZM203 97V96H202ZM201 97V98H202ZM206 97V96H205ZM204 97V98H205ZM254 97V96H253ZM257 97V96H256ZM15 98V97H14ZM184 98V99H183ZM197 98V95H196ZM195 98V99H196ZM217 98V97H216ZM230 98V97H229ZM233 98L232 101H233ZM248 98V97H246ZM255 98V97H254ZM259 98V97H258ZM264 98V97H263ZM17 99V98H16ZM68 99V98H67ZM66 99V100H67ZM70 99V98H69ZM68 99V100H69ZM190 99V98H189ZM206 99V98H205ZM215 99V98H214ZM213 99V101H214ZM224 99V100H225ZM249 99L251 100L252 98L249 97ZM67 100V101H68ZM79 100V99H78ZM111 101V102H115L116 104L111 105V103L107 102ZM191 100V99H190ZM209 100V99H208ZM219 100V99H218ZM217 100V101H218ZM237 100V99H236ZM240 100V98H239ZM256 100V99H255ZM259 100V99H257ZM75 101V100H74ZM185 102V104H182L179 102ZM212 101V102H213ZM249 101V100H248ZM253 101V100H252ZM261 101V99H260ZM178 102V104H177ZM198 102V101H197ZM211 102V99H210ZM211 102V103H212ZM231 102V101H230ZM256 102V101H255ZM255 102L251 105H254ZM64 103V102H63ZM67 103V102H66ZM208 103V102H207ZM210 103V104H211ZM235 103V101H234ZM247 103V102H246ZM252 102H249V104ZM258 103V102H256ZM262 103V102H261ZM30 104V103H29ZM37 104V103H35ZM110 104V105H109ZM119 104V105H118ZM238 104V103H237ZM260 103H258L257 105H259ZM264 104V103H263ZM33 105L30 104V106ZM170 105L173 107L172 110H169ZM250 105V106H251ZM81 106V107H82ZM215 106V105H214ZM241 106V102L240 105H238V107ZM244 106V105H243ZM256 106V104H255ZM260 106V105H259ZM257 106V107H259ZM262 106V105H261ZM22 107V106H21ZM35 107V105H34ZM80 107V106H79ZM141 107L143 108L144 112L141 113L138 111V108ZM169 107V108H168ZM209 107V106H207ZM237 107V106H236ZM245 107V106H244ZM243 107V108H244ZM256 107V108H257ZM28 105H27V109H28ZM33 107H30V109ZM37 107H35L34 109H36ZM46 108V107H45ZM177 110H176V109ZM215 108L213 111H215ZM252 108V109H251ZM245 107V113H249L248 116L250 115L251 117H255L258 115H256V110L253 107ZM261 108V107H260ZM259 108V109H260ZM264 108V107H263ZM21 109V108H20ZM83 109V108H82ZM171 109V108H170ZM175 109V110H174ZM241 109L240 110H243ZM262 109V108H261ZM24 110V108H23ZM39 110V109H38ZM80 110V109H79ZM69 111V110H68ZM175 111H178L179 114H176ZM236 111H239L236 110ZM259 111V110H258ZM27 112V110H26ZM33 112V111H31ZM35 113H37L36 111H34ZM81 112V111H80ZM85 112V111H84ZM209 112V111H208ZM216 112V111H215ZM221 112V113H220ZM263 110H262V115L263 114ZM237 113V112H235ZM234 113V114H235ZM244 113V114H245ZM9 114V113H8ZM30 114V113H28ZM34 114V113H33ZM83 115V113H81ZM86 115V114H85ZM237 115V114H236ZM242 115V114H241ZM261 115V113H260ZM17 116V115H16ZM35 116V115H33ZM84 116V115H83ZM238 118L241 119V117H239V115H237ZM242 117V119L244 118V120L242 122L246 123L249 122V119H251V117ZM53 117V116H52ZM67 118H69V116H65ZM76 118V116H74ZM258 117V116H257ZM79 122L80 121H84V119L82 118V120H80V116L77 117ZM254 118V119H255ZM261 118V116H260ZM263 118V117H262ZM259 119L261 122H259L258 120L255 123V120L252 118L253 120V125H259V123L261 124L264 120L263 119ZM62 119V118H61ZM72 119V118H71ZM239 119V121H240ZM66 120V119H65ZM237 120V119H236ZM21 121V120H20ZM29 121V120H28ZM42 121V120H41ZM89 121V120H88ZM40 122V121H39ZM87 122V121H86ZM85 122V123H86ZM241 122V121H240ZM241 122V123H242ZM252 122V121H250ZM82 124V123H81ZM79 126H82V125ZM88 124V122H87ZM85 124V125H87ZM123 124L128 125V127L124 128ZM170 124L173 127H170ZM244 124V123H243ZM250 126L251 124L248 123ZM263 124V123H262ZM42 125V123H41ZM56 125V124H55ZM239 127L241 126L240 124H238ZM78 128H81L79 127ZM264 126V124H263ZM48 127V126H47ZM46 127V129H47ZM56 127V126H55ZM120 127L124 128V130H126V132L129 135L130 140L125 139L126 142H122V133L120 132ZM136 128L135 130H137L135 133H130V131H128L127 129H133ZM238 127V128H239ZM243 127V126H241ZM246 127V126H245ZM262 127V126H261ZM36 128V127H35ZM57 128V127H56ZM73 128V127H72ZM87 128V127H86ZM90 129V126L88 127ZM83 129V128H82ZM85 129V128H84ZM251 129V128H250ZM62 130V127H61ZM249 130V128H248ZM252 130V129H251ZM255 130V128L253 129V131ZM261 130V129H260ZM58 131V130H57ZM84 132H88L83 130ZM90 131V132H92ZM264 131V130H263ZM40 132V130H39ZM90 132H88V135L90 134ZM246 133H249L248 131H245ZM244 132V133H245ZM70 133V132H69ZM94 133L92 132V135H94ZM243 133V134H244ZM64 134V133H63ZM80 134V133H79ZM250 134V133H249ZM252 134V133H251ZM250 134V135H251ZM41 135V134H40ZM49 135V134H48ZM87 135V137H88ZM91 135V136H92ZM246 135V134H245ZM248 135V136H250ZM90 136V135H89ZM127 136V135H126ZM247 136V135H246ZM254 136V134H253ZM25 137V135H24ZM60 137V136H59ZM64 137V136H63ZM66 137V136H65ZM243 137V136H242ZM67 138V137H66ZM77 138V137H76ZM246 138V137H244ZM249 139L251 137H248ZM253 138V137H252ZM16 139V138H15ZM29 139V138H28ZM40 139V138H39ZM57 140V139H56ZM83 140V138H82ZM93 140V139H92ZM12 141V140H11ZM28 141V140H27ZM33 141V140H32ZM62 141V140H61ZM142 141V144H141ZM4 142V141H3ZM58 142V141H57ZM85 142V141H84ZM93 142V141H92ZM7 143V142H6ZM52 143V142H50ZM93 143H96L93 142ZM59 144V143H58ZM63 144V143H62ZM66 144V143H65ZM129 144H131V147L129 146ZM140 145V147H138ZM9 145V144H8ZM7 145V146H8ZM87 145V143H86ZM85 145V146H86ZM97 143L94 145L96 146ZM216 145H222L223 150L220 152L217 151V147ZM40 146V145H39ZM77 146V145H76ZM88 146V145H87ZM247 151L244 150V147ZM17 147V146H16ZM29 147V146H28ZM59 147V146H58ZM221 147V146H220ZM234 147H236V149H234ZM73 148V145H72ZM78 148V147H77ZM92 148V145L91 147ZM71 149V147L69 148ZM88 149V147H87ZM96 149H100L97 148ZM94 148V150H96ZM133 149V150H131ZM9 150V149H8ZM22 150V149H21ZM20 150V151H21ZM60 150V149H59ZM76 150V148L74 149ZM91 150V149H90ZM93 150V149H92ZM97 150V151H98ZM13 151V150H12ZM17 151V150H16ZM80 151V150H79ZM89 151V150H88ZM131 151L134 152V157L131 155ZM1 152V151H0ZM5 152V151H4ZM22 152V151H21ZM24 152V151H23ZM22 152V153H23ZM28 152V151H27ZM30 152V151H29ZM56 152V151H55ZM58 152V151H57ZM96 152V151H94ZM239 153L236 156H234V164H232L233 160H231V157L234 155V153ZM10 153V152H9ZM79 153V152H78ZM101 153V152H100ZM99 153V154H100ZM138 153L142 154L141 156V163L142 166H139L138 164ZM31 154V153H30ZM70 154V153H69ZM93 154V152H92ZM99 154H95V155H99ZM105 154V153H104ZM102 154L104 157H107V155ZM8 155V154H7ZM10 155V154H9ZM24 155V154H23ZM40 155V154H39ZM63 155V154H62ZM78 155V154H77ZM94 155V156H95ZM222 155V156H223ZM13 156V155H12ZM70 156V155H69ZM84 156V155H83ZM82 156V157H83ZM101 156V154H100ZM23 157V156H22ZM25 157V156H24ZM96 157V156H95ZM21 158V157H20ZM51 158V157H50ZM64 160L66 161V158L63 157ZM84 158V157H83ZM99 158V156H98ZM101 158L98 159L101 161ZM176 161H175V159ZM233 158V157H232ZM8 159V158H7ZM19 159V158H18ZM22 159V158H21ZM34 159V158H33ZM62 159V158H61ZM97 159V158H96ZM9 160V159H8ZM42 160V159H40ZM44 160V159H43ZM49 160V158H48ZM218 160V158H217ZM236 160V162H235ZM19 161V160H18ZM33 161V160H32ZM45 161V160H44ZM54 161L53 159L50 161L52 162ZM93 161V159H92ZM205 163H204V162ZM216 161V160H215ZM223 162V159L221 160ZM21 162V161H20ZM30 162V161H29ZM28 162V163H29ZM68 162V161H67ZM95 162V161H94ZM97 162V161H96ZM102 162V161H101ZM33 163V162H32ZM64 163V162H63ZM100 163V162H99ZM15 164V163H14ZM47 164V163H46ZM61 164V163H60ZM68 164V163H66ZM98 164V163H97ZM218 164V163H217ZM59 167V164H57ZM99 165V164H98ZM214 165V164H212ZM216 165V164H215ZM220 165V164H219ZM233 165V166H232ZM27 166V165H25ZM64 166V165H63ZM208 166V165H207ZM206 167V166H205ZM209 167V166H208ZM221 167V166H219ZM67 168V165H66ZM139 168L141 170V172H139ZM186 168H189L190 171V176H188V179L186 178L187 182L186 184L191 185V187H193V192L194 195L192 196V198L189 196L188 194V187H184V183L182 181L183 179V175L180 173H182L181 171H187L185 170ZM211 168V167H210ZM209 168V169H210ZM214 168V167H213ZM218 168V167H217ZM36 169V168H35ZM68 169V168H67ZM208 169V168H207ZM55 170V169H54ZM65 170V169H64ZM212 172V169H210ZM210 170H207L210 174ZM220 170V169H219ZM243 170V171H242ZM19 171V170H18ZM57 170H55L54 172H56ZM69 171V170H68ZM67 171V172H68ZM71 171V170H70ZM97 171V172H98ZM99 171V172H100ZM189 171V170H188ZM218 171V170H217ZM53 172V173H54ZM65 172V171H62ZM128 172L129 175L124 174ZM221 173V172H220ZM22 174V173H21ZM55 174V173H54ZM186 174H189V172H187ZM209 178L211 175H209ZM61 175V174H60ZM141 175L144 177V181L141 180ZM205 177H204V176ZM27 176V174H26ZM40 176V175H39ZM49 176V175H48ZM61 176V177H62ZM207 176V177H208ZM213 176V174H212ZM42 177V176H41ZM47 177V176H46ZM182 177V178H181ZM244 177V176H243ZM259 177V178H257ZM37 178V177H36ZM56 178V177H55ZM72 178V179H71ZM75 178V179H74ZM212 178V177H211ZM217 178V177H216ZM50 179V178H49ZM243 179V178H240ZM246 179V177H245ZM38 180V179H37ZM59 180V179H57ZM61 180V179H60ZM59 180V181H60ZM98 180V181H97ZM185 180V177H184ZM218 180V179H217ZM227 180V178H226ZM239 180V179H238ZM207 181V180H206ZM241 181V180H240ZM247 181V180H246ZM249 181V180H248ZM247 181V182H248ZM45 182V181H44ZM43 182V183H44ZM185 182V181H184ZM237 182V181H236ZM235 182V183H236ZM12 181L10 180V178L7 175H4L1 173L0 171V207L1 208H5V204L2 203L3 198L5 197V195L7 194V192L9 190L12 189ZM48 184V181L45 182ZM44 183V184H45ZM52 184V182H50ZM61 183V182H60ZM41 184V183H40ZM55 184V182H54ZM62 184V183H61ZM210 184V183H209ZM212 184V182H211ZM63 185V184H62ZM65 185V184H64ZM247 185H249L247 183ZM47 186V185H46ZM135 186H138L141 190V197L142 199L139 200V202H137L138 200H136L137 196L135 194ZM214 186V185H213ZM60 187V186H59ZM47 188H50L49 186H47ZM57 188V187H56ZM214 188H218L217 186H215ZM236 189H238L239 191H241L240 187L236 185L235 187ZM43 189H45L43 187ZM59 189V188H58ZM64 189V188H63ZM225 189V188H224ZM52 190V189H49ZM123 190V192H122ZM138 190V189H137ZM192 190V189H191ZM217 190V189H216ZM45 191L42 192L45 194ZM48 191V190H47ZM55 191V190H54ZM52 191V192H54ZM62 191V190H61ZM68 191V189H67ZM72 191V192H74ZM190 191V189H189ZM246 191V190H245ZM51 194L52 192L49 191ZM71 192V193H72ZM192 192V191H191ZM190 192V193H191ZM227 192V191H226ZM137 193V192H136ZM35 194V193H34ZM40 194V192H39ZM47 194V193H46ZM58 194V193H57ZM110 194L112 195V193L110 192ZM109 194V195H110ZM119 194V193H118ZM121 194V195H122ZM138 196L140 193H137ZM211 194V195H210ZM38 195V194H37ZM48 195V194H47ZM54 195H56L54 193ZM108 195V197H109ZM115 194H113L112 196L114 197ZM43 196V195H40ZM58 196V195H57ZM61 196V195H60ZM136 196V197H135ZM51 197V196H50ZM56 197V196H55ZM54 197V198H55ZM120 197V195H119ZM118 199H122L119 198ZM243 197V196H242ZM241 197V198H242ZM248 197V196H247ZM47 198H49V195L47 196ZM52 198V197H51ZM72 198V197H71ZM110 198V197H109ZM117 198V197H116ZM115 198V199H116ZM235 198V197H234ZM57 199V198H56ZM65 199V198H64ZM67 199V198H66ZM70 199V198H69ZM107 199V198H106ZM118 199H116V201H118ZM124 199V198H123ZM125 199V200H126ZM248 199V198H247ZM259 199L261 200V202L259 203ZM39 200V199H37ZM41 200H44L43 198ZM50 200V199H49ZM55 200V199H54ZM110 200V199H108ZM113 201V199H111ZM110 200V201H111ZM124 200V201H125ZM192 200V201H191ZM51 201V200H50ZM49 202L50 204H48L47 206L51 205V202ZM111 201V202H112ZM122 201V200H120ZM44 202V201H43ZM46 202V200H45ZM59 202V201H58ZM91 202V201H90ZM108 202V201H107ZM249 202V201H248ZM40 203V202H39ZM54 203V201L52 202ZM64 203V202H63ZM106 203V202H105ZM115 203V200L114 202ZM117 203V202H116ZM118 203H120L118 201ZM121 203L124 204V202L122 201ZM127 203V202H126ZM125 203V205L123 206H127ZM214 203V202H213ZM220 203V201H219ZM218 203V205H219ZM222 203V202H221ZM232 205V202H230ZM47 204V203H46ZM58 204V203H57ZM62 205V203H59ZM109 204V203H106ZM8 205V204H7ZM42 205V202L41 204ZM44 205V204H43ZM42 205V207H44ZM56 205V204H55ZM60 205V206H61ZM222 205V204H221ZM54 206V204H53ZM59 206V207H60ZM66 206V205H65ZM69 206V205H68ZM67 206V207H68ZM90 206V207H89ZM117 206V205H116ZM120 206V205H119ZM123 206L121 207L123 209ZM13 207V206H12ZM56 207V206H54ZM58 207V206H57ZM63 207V206H62ZM124 207V210H125ZM130 207V208H131ZM139 209V206H137ZM49 208L52 207L49 206ZM70 208V207H69ZM90 208V209H89ZM96 208V207H95ZM231 208V207H230ZM10 209V208H9ZM44 209V208H43ZM46 210H49L47 208H45ZM58 209V208H57ZM120 208H116V210ZM126 209H129L126 207ZM132 209V208H131ZM129 209V210H131ZM136 209V208H135ZM235 209V208H234ZM14 210V209H12ZM40 210V209H39ZM42 210V209H41ZM45 210V211H46ZM55 210V208H54ZM63 210V208L61 209V211ZM65 210V209H64ZM63 210V211H64ZM67 210V209H66ZM78 210V208H77ZM94 210V209H93ZM218 210V209H217ZM59 211V210H57ZM56 211V212H57ZM79 211V210H78ZM95 211V210H94ZM116 211V212H118ZM121 211V209H120ZM127 211V210H126ZM124 211V212H126ZM133 211V209L131 210ZM29 212V211H28ZM92 212V211H91ZM123 212V211H121ZM129 212V211H128ZM126 212V213H128ZM53 213V212H52ZM96 213V212H95ZM93 213V214H95ZM137 213V212H136ZM228 215L229 218L231 216H233L235 214L234 210H230L228 209ZM258 213H262L263 215H261V217L258 216ZM47 214V213H46ZM91 214V213H90ZM119 214V212H118ZM125 214V213H124ZM133 214L134 213H130ZM141 214L137 213L136 215ZM249 214V215H250ZM50 216V213L47 214ZM46 215V216H47ZM79 215H81L79 213ZM110 215V214H109ZM113 215V214H112ZM111 215V216H112ZM135 215V217H137ZM223 216V214H221ZM226 215V214H225ZM244 215V214H243ZM44 219V222L48 221L46 220L47 218L49 219V217ZM62 216V215H61ZM109 216V217H111ZM221 216V217H222ZM248 216V215H246ZM54 217V215H53ZM52 217V218H53ZM56 217V216H55ZM53 219H56V218ZM113 217V216H112ZM206 218L207 221H209L208 224L204 221L203 218ZM220 217V215H219ZM220 217V219H221ZM225 217V216H224ZM76 218V214L74 216H72V222L74 224ZM117 218V217H116ZM115 218V220H116ZM138 218V217H137ZM149 218V217H148ZM202 218V219H201ZM226 218V217H225ZM249 218V217H248ZM247 218V219H248ZM39 219V218H38ZM53 219L50 220L51 223H53ZM105 219V218H104ZM112 219V218H111ZM217 219V218H216ZM28 220V219H27ZM61 218H58L56 223L61 222L60 221ZM249 220V219H248ZM36 221V220H35ZM43 221V220H42ZM110 220H108V223ZM114 222V219L111 220ZM123 221V220H122ZM152 221V220H151ZM217 221V220H216ZM222 222V220H220ZM219 221V222H220ZM2 222V221H1ZM48 223L47 225L51 224ZM124 222V221H123ZM128 222V221H127ZM157 222V221H156ZM218 222V221H217ZM99 223V222H98ZM119 223V222H118ZM117 223V224H118ZM155 224L154 220L152 222V224ZM226 223V222H225ZM231 222V226H232ZM40 224V223H39ZM43 224V223H41ZM64 224V223H63ZM62 224V225H63ZM77 224V223H75ZM74 224V226L72 225V223L69 224V227L65 226V228L67 227L68 229H72L71 227H75L76 225ZM92 224V223H91ZM116 224V223H115ZM116 224V225H117ZM130 224V223H129ZM219 224V223H218ZM235 224V223H234ZM233 224V225H234ZM44 225V224H43ZM47 225H45L46 227H48ZM55 224H51L49 225L52 226L51 228L54 227ZM58 225V224H57ZM56 225V226H57ZM80 225L81 222H80ZM97 225V223H96ZM111 225V224H110ZM113 225V224H112ZM120 225V224H118ZM133 225V224H131ZM147 225V224H146ZM149 225V224H148ZM156 225V224H155ZM152 226V229L156 226ZM237 225V224H236ZM236 225H235V229H236ZM4 226V225H3ZM55 226V227H56ZM79 226V225H78ZM77 226V227H78ZM158 226V225H157ZM229 224H225V233H223L224 235H222V238L224 239V241L227 242L229 250L232 254L233 257H235L237 264H246L244 262V260L239 257L241 255L242 251H245V247L242 244V242H238L236 243V241L234 242V240L232 239V236L230 235V231L234 230L232 229ZM61 227H64L61 226ZM116 229H122L119 226H114ZM113 227V228H114ZM219 227H216L214 229H217V233L219 230ZM59 228L58 230H60V226L56 227ZM63 228V229H65ZM82 228V227H79ZM84 228V230H86ZM108 228V227H107ZM159 228V227H158ZM4 229V228H3ZM112 229V228H111ZM239 229V228H238ZM236 229V230H238ZM50 230V229H49ZM53 230V229H51ZM55 230V229H54ZM53 230V231H54ZM62 230V229H61ZM66 230V229H65ZM78 230V228H77ZM80 230V229H79ZM83 230V231H84ZM125 230V229H124ZM159 230H161L159 228ZM156 230V232L158 234H160L158 231ZM184 230V229H183ZM210 230V231H209ZM240 230V229H239ZM243 230V229H242ZM24 231H26L24 229ZM63 231V230H62ZM70 232V230H68ZM116 231V230H115ZM139 231V230H137ZM155 231V230H154ZM214 231V230H213ZM224 231V229L222 230ZM252 231V230H251ZM27 232V231H26ZM59 232V231H58ZM73 232H75V229L73 230ZM79 232V231H78ZM113 232V231H112ZM117 232L119 233V231L117 230ZM155 232V233H156ZM262 232V231H261ZM61 233V232H60ZM63 233V232H62ZM76 233V232H75ZM117 235L116 232H114ZM216 233V232H213ZM220 233V232H219ZM218 233V234H219ZM58 234V233H57ZM71 234V232H70ZM85 233L83 232V237ZM88 234V233H87ZM102 234V233H101ZM109 234V233H108ZM115 234L112 236H115ZM137 234V232H136ZM212 234V233H211ZM248 234V233H247ZM10 235V234H9ZM39 235V234H38ZM53 235V233H52ZM56 235V233L54 234ZM62 235V234H61ZM64 235V234H63ZM62 235V236H63ZM74 235V234H73ZM100 235V234H99ZM98 235V236H99ZM140 235V234H139ZM156 235V234H155ZM162 235V234H161ZM188 235V234H187ZM191 235V234H190ZM213 235V234H212ZM217 235V234H216ZM220 235V234H219ZM218 235V236H219ZM240 235V234H239ZM4 236V235H3ZM7 236V235H6ZM60 236V235H59ZM68 236V234H67ZM65 235V237H67ZM88 236V235H87ZM86 236V238H87ZM115 236V237H116ZM143 236V235H141ZM140 236V237H141ZM217 236V237H218ZM56 236H51V247L53 246V244H56ZM74 237V236H73ZM72 237V238H73ZM82 237V238H83ZM93 237V236H92ZM110 237V236H109ZM149 237V236H148ZM154 237V236H153ZM214 237L215 234H214ZM220 237V236H219ZM91 238V237H90ZM120 238V236L118 237ZM157 238V237H156ZM193 238V237H192ZM221 238V239H222ZM236 238V237H235ZM240 238V237H237ZM2 239V238H1ZM11 240V238H9ZM43 239H45V236L43 237ZM85 239V238H84ZM98 239V238H97ZM96 239V240H97ZM112 239V238H111ZM117 239V238H116ZM58 240V239H57ZM65 239L63 238V241ZM72 240V239H71ZM119 241V239H117ZM122 240V238H121ZM137 240V239H134ZM143 240V245L144 247H146L150 253H152L153 255H155L156 259L159 261L160 264H171V259H170V255H168L167 251L163 248V243L161 244L158 241H154L153 240H149V239H145L142 238ZM198 240V239H197ZM219 242V239H217ZM233 240V241H232ZM1 242H3L2 240H0ZM14 241V239H13ZM34 241V240H33ZM32 241V242H33ZM46 241V240H45ZM83 241V240H82ZM91 241V240H90ZM185 241L188 243L189 248H191V250H185V254L187 256V258L191 259L192 263L194 264H216L212 261L211 257H210V250L209 252L204 253V257L206 258V261L204 262L203 259H201V257L199 256L198 252L196 251L197 249L194 247V245L192 244V242L189 239H185ZM247 241V240H246ZM49 242V241H48ZM58 242H60L58 240ZM62 242V241H61ZM65 242V241H64ZM73 242V241H72ZM81 242V241H80ZM79 242V243H80ZM84 242V241H83ZM107 242V241H106ZM110 243H113L112 241H109ZM222 242V241H221ZM219 242V244L221 243ZM35 243V241H34ZM67 243H70L67 241ZM78 243V244H79ZM89 243V242H87ZM86 243V244H87ZM97 244V242H95ZM248 243V242H247ZM246 243V244H247ZM254 243V244H255ZM41 244V243H39ZM47 244V243H46ZM45 244V245H46ZM50 244V243H49ZM48 244V245H49ZM63 244V243H62ZM60 244V245H62ZM65 244V243H64ZM63 244V245H64ZM100 244V243H99ZM218 244V243H217ZM224 244V243H223ZM253 244V243H252ZM2 245V244H1ZM31 245V244H30ZM37 245V244H36ZM44 245V246H45ZM68 245V244H67ZM90 245V244H89ZM105 245V244H104ZM187 245V244H186ZM187 245V246H188ZM221 245V244H220ZM226 245V244H225ZM17 246V245H16ZM43 246V247H44ZM56 246V245H55ZM54 246V247H55ZM98 246V244H97ZM123 246V245H122ZM177 246V247H178ZM182 246V245H181ZM199 246V245H198ZM224 246V245H223ZM223 246L219 247V250L221 251V254L223 255V258L229 256V250H225ZM242 246L244 247L242 251H240L242 249ZM4 247V246H3ZM9 247V246H8ZM49 247V246H48ZM91 248V246H89ZM95 247V245H94ZM1 248V247H0ZM15 248V247H14ZM26 248V247H25ZM35 248V247H34ZM47 248V247H45ZM83 248V247H82ZM81 248V249H82ZM85 248V247H84ZM97 248H100L99 246ZM124 248V247H123ZM143 248V247H142ZM227 249V247H225ZM54 249V248H53ZM88 249V248H87ZM119 249V248H118ZM45 250V249H44ZM55 250V249H54ZM57 250V249H56ZM55 250V251H56ZM90 250V249H89ZM92 250V249H91ZM100 250V249H99ZM147 250V251H148ZM22 251V250H21ZM43 251V250H42ZM46 251V250H45ZM47 251H51V250H47ZM47 251L46 254L47 255ZM72 251V250H71ZM70 251V252H71ZM81 251V250H78ZM83 251V250H82ZM86 251V249L84 250ZM101 251V250H100ZM118 251H121L120 249ZM124 251V250H123ZM256 251V250H255ZM10 252V251H9ZM9 252L7 251L6 257L5 259H13L12 255H9ZM74 252V251H73ZM122 252V251H121ZM193 252V253H191ZM248 252V251H247ZM2 251L0 249V256L2 255ZM13 253V252H11ZM23 253V252H22ZM36 253V252H34ZM43 254L45 252H42ZM54 253V252H53ZM83 253V252H81ZM94 253V250H93ZM133 253V252H132ZM149 253V252H148ZM201 253V252H200ZM244 253V252H242ZM28 254V253H27ZM30 254V253H29ZM49 254V253H48ZM57 254V253H56ZM78 254V253H77ZM80 254V253H79ZM85 254V253H83ZM81 254V255H83ZM120 254V252H119ZM124 254V252H123ZM126 254V253H125ZM14 255V254H13ZM22 255V254H21ZM41 255V254H39ZM52 255V251L51 254ZM68 256V254H66ZM71 255V253H70ZM80 255V256H81ZM86 255V254H85ZM89 255V254H88ZM92 255V254H91ZM140 255V254H139ZM18 256V255H17ZM35 256V254H34ZM53 256V255H52ZM58 256H62V255H58ZM57 257H50L49 260L52 262L51 264H56V262L58 263L59 259ZM64 256V255H63ZM79 256V257H80ZM97 255H94V257H96ZM31 257V256H30ZM69 257V261H71L72 259ZM99 257V256H98ZM103 257V256H102ZM111 257V256H110ZM249 257V256H246ZM244 257V258H246ZM4 258V257H3ZM18 258V257H17ZM42 258V257H41ZM40 258V259H41ZM56 262H55V259ZM63 258V257H62ZM66 258V257H65ZM64 258V259H65ZM78 258V257H77ZM84 258V257H83ZM82 258V260H83ZM91 258V257H90ZM89 258V259H90ZM97 258V257H96ZM101 258V256L99 257ZM98 258V259H99ZM136 258V257H135ZM221 258V256H220ZM250 258V257H249ZM258 258V259H259ZM16 259V258H15ZM89 259H85L84 260V264H89L90 260ZM226 259V258H225ZM1 257H0V264H1ZM61 260V259H60ZM63 260V259H62ZM67 260V258H66ZM63 260V261H66ZM78 260V259H77ZM89 260V261H88ZM113 260V259H112ZM115 260V259H114ZM120 260V259H119ZM136 260V259H135ZM134 260V261H135ZM222 260V259H221ZM4 261V260H3ZM26 261V260H25ZM30 261V260H28ZM48 261V260H47ZM49 261V263H50ZM68 261V260H67ZM66 261V262H67ZM68 261V262H69ZM118 261V260H117ZM123 261V260H122ZM228 260H224L222 263L223 264H227ZM40 262V261H39ZM67 262V264H68ZM75 263L78 261H74ZM28 263V262H27ZM26 263V264H27ZM38 263V262H37ZM62 263V261H61ZM98 263V262H97ZM133 263V262H130ZM190 263V262H189ZM191 263V264H192ZM236 263V262H235ZM4 264V263H3ZM42 264V263H41ZM114 264V263H113ZM117 264H120V261H118ZM173 264V263H172ZM253 264V263H252Z\"/></svg>",
    "mask_w": 264,
    "mask_h": 264
}]
</instances>
